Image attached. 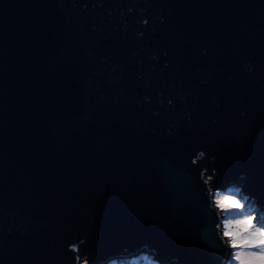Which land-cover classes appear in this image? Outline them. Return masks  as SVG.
Masks as SVG:
<instances>
[{
  "label": "water",
  "instance_id": "95a60500",
  "mask_svg": "<svg viewBox=\"0 0 264 264\" xmlns=\"http://www.w3.org/2000/svg\"><path fill=\"white\" fill-rule=\"evenodd\" d=\"M202 170L264 209V0H0V264H221Z\"/></svg>",
  "mask_w": 264,
  "mask_h": 264
},
{
  "label": "clouds",
  "instance_id": "9594fccd",
  "mask_svg": "<svg viewBox=\"0 0 264 264\" xmlns=\"http://www.w3.org/2000/svg\"><path fill=\"white\" fill-rule=\"evenodd\" d=\"M131 12V9H128ZM159 19V18H157ZM148 21L142 20L141 27L147 26ZM138 38L140 33L137 34ZM247 71L252 70L251 65H245ZM206 158V153L200 150L195 153L190 163L197 166ZM214 157L212 160L214 161ZM216 173L206 174L203 170L199 179L204 185V195L207 198V209L215 214V237L219 246L225 249L221 264H264V211L258 205L250 203L255 197L244 195L243 185L236 182L226 187L213 188ZM246 174L240 173L238 180H245ZM80 243H84L83 240ZM68 251L74 255V264H90L87 255L79 254V245L74 242L68 246ZM151 264L159 261L151 260Z\"/></svg>",
  "mask_w": 264,
  "mask_h": 264
},
{
  "label": "rangeland",
  "instance_id": "374dc122",
  "mask_svg": "<svg viewBox=\"0 0 264 264\" xmlns=\"http://www.w3.org/2000/svg\"><path fill=\"white\" fill-rule=\"evenodd\" d=\"M244 195H245V193L243 191L242 194H241V198H243ZM250 203H254V204L258 205L256 200H254V201L250 200ZM260 209L262 211H264V209H262V208H260ZM262 222H264V217H262ZM144 254H145V252H143L141 250L137 254H134V255L124 254L123 255L124 257L123 256H117L116 258H113L112 260L109 259V261L106 260L105 262H102L100 264H141L142 261L140 262V260H142V258L139 257V256L140 255L144 256ZM148 257L150 258L151 256H148ZM144 258L146 259V257H144Z\"/></svg>",
  "mask_w": 264,
  "mask_h": 264
},
{
  "label": "trees",
  "instance_id": "16d2710c",
  "mask_svg": "<svg viewBox=\"0 0 264 264\" xmlns=\"http://www.w3.org/2000/svg\"><path fill=\"white\" fill-rule=\"evenodd\" d=\"M128 255H134V254L128 253ZM148 256H149V254L147 252H145L144 256L143 255L139 256L142 258V260H140V262L142 261L141 264H151V260H154V259L152 257L149 258ZM144 257H146V259Z\"/></svg>",
  "mask_w": 264,
  "mask_h": 264
},
{
  "label": "bare ground",
  "instance_id": "6f19581e",
  "mask_svg": "<svg viewBox=\"0 0 264 264\" xmlns=\"http://www.w3.org/2000/svg\"><path fill=\"white\" fill-rule=\"evenodd\" d=\"M123 256V255H122Z\"/></svg>",
  "mask_w": 264,
  "mask_h": 264
}]
</instances>
